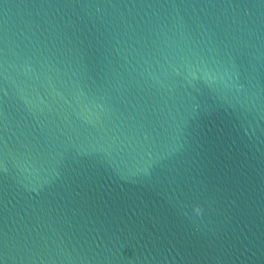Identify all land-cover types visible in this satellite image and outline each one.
Segmentation results:
<instances>
[{
  "label": "water",
  "instance_id": "1",
  "mask_svg": "<svg viewBox=\"0 0 264 264\" xmlns=\"http://www.w3.org/2000/svg\"><path fill=\"white\" fill-rule=\"evenodd\" d=\"M0 264H264V0H0Z\"/></svg>",
  "mask_w": 264,
  "mask_h": 264
}]
</instances>
